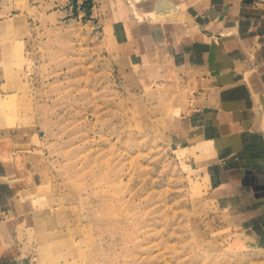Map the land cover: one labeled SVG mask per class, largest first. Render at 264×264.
<instances>
[{
  "label": "crops",
  "instance_id": "crops-1",
  "mask_svg": "<svg viewBox=\"0 0 264 264\" xmlns=\"http://www.w3.org/2000/svg\"><path fill=\"white\" fill-rule=\"evenodd\" d=\"M66 1L0 0V264H67L75 242L46 234L60 219L40 192L34 86L35 17ZM93 1L123 86L172 116L196 192L231 240L264 249V0Z\"/></svg>",
  "mask_w": 264,
  "mask_h": 264
},
{
  "label": "rangeland",
  "instance_id": "rangeland-1",
  "mask_svg": "<svg viewBox=\"0 0 264 264\" xmlns=\"http://www.w3.org/2000/svg\"><path fill=\"white\" fill-rule=\"evenodd\" d=\"M65 4L35 17L34 86L40 192L61 226L46 234L75 237L66 263L264 264V249L231 240L196 192L170 146L172 116L123 86L95 2Z\"/></svg>",
  "mask_w": 264,
  "mask_h": 264
}]
</instances>
